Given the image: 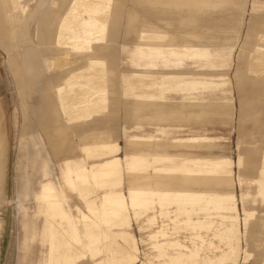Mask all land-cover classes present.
<instances>
[{"label": "rangeland", "instance_id": "1", "mask_svg": "<svg viewBox=\"0 0 264 264\" xmlns=\"http://www.w3.org/2000/svg\"><path fill=\"white\" fill-rule=\"evenodd\" d=\"M19 1L27 6L33 42L41 16L38 0H0V264H42L48 259L42 234L49 230L40 211L45 208L41 191L46 183L55 194L63 192L80 234L82 213L95 221L93 210H111L102 204L104 194L112 192L110 202L123 197L129 225L121 229L102 220L107 223L102 227L110 233H130L137 246V262L132 264L168 262L167 257L154 259L157 253L150 249L147 235L171 241L170 256L193 246L198 247V264L218 256L224 246L211 238L215 229H223L222 217H237L241 256L249 255L245 264H263L264 66L256 73L259 77L250 79L255 51L248 50L239 69L236 60L246 40L252 46L264 34V0H193L202 3V9L193 11L150 0H114L105 43L97 49L114 86L101 104L103 114L71 125L73 137L60 156L47 137L63 122L51 123L50 112L39 105L45 95L35 94L23 77L14 40L18 27L12 34L9 27L10 21L19 23L12 13ZM62 5L67 9L69 0ZM141 29L144 38L155 36V43L163 45L159 53L144 55L148 48L138 39ZM186 33L196 39L184 37ZM179 43L193 50L173 52ZM144 77L151 79L146 88L140 82ZM186 83L195 87L190 90ZM145 91L157 93H140ZM93 129L110 131L113 147L105 155L119 152V160L114 178L81 201L68 163H82L90 170L86 164L114 159L95 163L90 161L95 157L83 154L77 137ZM202 159H229L230 176L226 170L216 178L207 176L203 167L192 163ZM182 164L190 177L173 173ZM46 171L48 179L43 177ZM190 221L203 226L192 229Z\"/></svg>", "mask_w": 264, "mask_h": 264}, {"label": "crops", "instance_id": "2", "mask_svg": "<svg viewBox=\"0 0 264 264\" xmlns=\"http://www.w3.org/2000/svg\"><path fill=\"white\" fill-rule=\"evenodd\" d=\"M31 0H28L29 2ZM64 0H38L36 2V8L37 13H41V16L39 19H37V28L35 32V42H33V38L30 35V20L26 18V16L19 20L18 23V29H17V37L14 38L16 41V47L20 48V57H19V64L23 71V77L27 79L30 86H33V92L35 94H38L39 91L43 92L45 95L44 101H40L39 105H43L44 109L50 112L51 117V123L54 122H63V126H56L53 129L52 134H48V140L50 141L51 147L54 149L55 154L61 155L63 153L64 146L68 143L70 139L73 137L72 133V127L71 125L77 124L80 126L85 121H92L95 117L100 114H103L105 112V107L101 106L103 101L107 100L108 95L110 94V86H114L113 82H108L107 75L110 71H108L107 65H105V60L101 58L98 55L97 49L101 46V43H105V39L107 36V26H108V20L110 17V10L112 7V3L114 0H111V7L108 10L107 18L105 21V29L103 33L101 34L100 38H98L97 41L92 42L90 45V50L88 51H78V52H72L71 57L73 59V64L71 65H63L62 67L58 68V70L55 69V63L58 61H63V53L60 51L59 47L56 46L57 44V34H58V23L59 21L69 12L71 8V2L72 0H69V7L67 9H63V3ZM156 4H163L173 7H178L185 5L188 10L193 11V9H202V3L195 2L193 0H150ZM20 4V1L18 2ZM189 19L191 17L189 16ZM191 21V20H189ZM264 29V26H263ZM144 33V30L141 29V33L139 36V41H141V46L145 45L146 48H148L145 52V56L149 55L152 51L158 52L163 45H157L156 37L153 36V38H144L142 35ZM154 34H158L154 32ZM184 37L188 38H195L193 33H186L183 35ZM261 36H264V34H261ZM260 37L257 41H259ZM245 46L241 47L239 50V54L237 55V66L238 69L240 65L246 61L242 60V58L246 57L248 55V50H254L256 54L259 51L261 42H257V44L251 46L250 41L246 40ZM173 52L179 53V51H185L188 53V51H192V45L188 44H176L172 48ZM150 52V53H149ZM143 54V53H142ZM252 54L251 57L254 55ZM92 62V63H91ZM99 62L101 66L100 68H97L94 63ZM251 65V62H250ZM89 68L93 69L96 73H102L103 77L101 80V84L103 85L102 89L106 93V97L104 99L97 100L96 95L93 96L92 102L85 105L80 109L79 111H74V108H71L70 110L64 111V106H62L61 99L59 98V92L64 89V86L66 84L67 76L71 73L77 74L81 70H88ZM260 69H253L251 66L250 71V79L257 78V72ZM55 77L52 78L51 75ZM264 76V73H261V76ZM63 76V77H58ZM58 79V80H57ZM151 79H145L141 78L140 82L143 84V88H146L150 86L149 82ZM152 80H156V78H153ZM236 82L238 83V87L240 86L241 82L240 79H236ZM191 87L190 90H192L195 87V83H186L184 86ZM166 90V87L163 88ZM60 92V93H61ZM142 94H146L148 96H154L156 93L151 91H145L140 92ZM48 99H50L48 101ZM104 101V102H105ZM190 100L188 101V103ZM79 109V108H77ZM68 135L65 137L63 142L60 141V135L66 134ZM108 134H110V131L108 129H93L89 130L85 133H81L77 139L78 143L82 146L83 154L87 157H95L94 159L90 160L91 162H101L103 159H111L114 158L111 161H104L101 164H86L88 167H90V170L86 167H83L80 163L76 162H69V167L72 168V178L73 182L72 185L76 191L79 192L78 196L81 199V201H84L87 199V197L95 193L96 189L100 184H107L111 181L112 178H114L115 175V168H116V160H119L117 158V155L119 152H116L113 155L106 156L105 150L108 149L111 146V142L109 140ZM92 138V141H85L87 138ZM120 149V148H118ZM104 155V156H103ZM87 161V160H86ZM85 163V161L83 160ZM87 163V162H86ZM193 164L200 165V167L204 168V171L206 172L207 176L216 178L217 175H215L214 171H211L209 166H215V164L219 163L221 164L227 171V175L230 176L231 169H232V163L229 159H220L215 161H208L206 159L202 160H193ZM92 168H97V170H94ZM186 168L184 164L182 166H179L176 168L175 175H187L186 170L182 169ZM50 174L46 171L43 174V177L45 179H48ZM103 176H107L109 179L104 180ZM190 177V175H187ZM227 176V177H228ZM89 177H91L93 180H90ZM89 181H93V184L91 185L92 190H89ZM48 190L49 192H52L55 194L54 188L51 187L50 183H46L42 186L41 191V199L44 200V205L41 206L40 211L42 214L45 215V218L43 219L44 222H46V227L49 231L42 234V238L45 239L48 243V259H46L42 264H68L65 262L64 258L61 260L55 261L53 254L54 249L50 247L49 243L52 240V228L50 227V219H49V208H47V204L49 205L48 201L42 197L43 191ZM112 192H108L103 195L102 198V204L106 207H110V211H105L106 214H103L102 212L96 213L95 210L92 211L93 219L96 221H93L89 219L84 213H82L81 222H82V233L80 234L78 229L75 228V226L72 224L73 218L69 214V206L66 203L65 196L63 192H61L60 195L55 194V201L60 202L61 205L64 204L62 207L66 216V219L70 225V227L73 229L78 241L80 242L82 248H83V256L79 257L77 260L75 258H70V260L74 259L75 262L73 264H85L86 261L90 262V264H95L94 260L102 257L100 261L96 264H132L136 263L137 259L134 255V252H137V246L134 242V239L131 237L130 233L123 231V232H115L110 233L105 227H102L103 225H107V223H103V221H108L109 223L120 227L121 229L123 226H127L130 223L129 213L126 209L124 199L123 197L118 198L116 201L110 202L109 197ZM51 199V198H50ZM91 209H94L93 207ZM250 217V216H249ZM226 219V222L224 224H219V227L224 226L223 229H215L212 232V238L216 241H218V244H222L224 246L223 249L219 250L218 256H215L214 258H206L205 261L202 264H245V262L248 260L249 255L245 254V257L242 258L241 251H242V244H241V237L238 234V240H239V246H240V252L238 254V258L235 261L233 256L226 257V250L227 246L224 241L220 242L219 236L223 237L224 232L226 231L225 227H229L231 225H234V222L237 220V217H222V220ZM103 220V221H102ZM187 222H184L182 224H186ZM192 229L195 227H201L203 226L201 221H190L188 222ZM210 225L208 224L207 227ZM163 228V227H162ZM95 229H98L100 231H105L107 234L113 237V235L121 236V239L119 240L118 244L119 246L126 249L124 257H121L120 259L114 260L111 254L108 253H100L98 255L94 254L93 248L90 246L89 243V236L93 234V231ZM234 229V228H233ZM54 236V235H53ZM199 237V236H198ZM147 239L150 244V249H152L154 252L157 253L156 257H154L155 260L161 261L164 259V257H167L168 262H164L162 264H172L173 262L175 264H198L196 263L197 253H198V247H185L184 253L177 252L176 256H170L165 252L164 254L161 253L158 249H161L164 245V243H167L169 241H158L154 239L152 235H147ZM100 240V239H99ZM210 243V242H208ZM102 247H100L101 250ZM74 255V254H73ZM75 257V256H73ZM264 264V261L262 262ZM142 264V263H141Z\"/></svg>", "mask_w": 264, "mask_h": 264}, {"label": "bare ground", "instance_id": "3", "mask_svg": "<svg viewBox=\"0 0 264 264\" xmlns=\"http://www.w3.org/2000/svg\"><path fill=\"white\" fill-rule=\"evenodd\" d=\"M71 5L69 12L58 23L56 46L63 53V61L55 63L56 70L63 65L73 64L72 52L88 51L90 50V44L100 38L105 29L104 23L108 16L107 12L111 7V0H72ZM26 11L27 6H20L19 3H16L12 8V13L14 17L18 16V20H22L26 16ZM17 26L16 23L9 22L11 34L16 31ZM259 41L261 42L259 51L250 59L253 69H261L264 66V36H261ZM93 63L97 68L101 67L99 62ZM102 77V73L98 74L91 68L86 71L81 70L77 74L70 72L67 76L64 89L62 92L60 91L61 93L59 92V98L61 99L62 106H64V111L71 108H74V111H79L83 106L92 102L94 95H96L95 97L99 101L100 99H104L106 93L102 89ZM67 135L68 133L60 135L61 143ZM209 168L217 176L223 173L225 169L219 163L215 164V166H209ZM182 169L186 170V168ZM176 172L175 170L173 171L174 174ZM103 178L107 181L109 179L107 176H103ZM89 179L93 180L91 177ZM92 184L93 181H89L90 191L92 190ZM42 197L49 203V205L47 204V208H49L50 227L53 230L51 235L52 240L49 245L51 244L50 247L55 250L53 254L54 260L57 261L64 258L66 263L73 264L75 261L74 259L70 260V258L77 260L83 256V248L66 219L62 208L63 205L55 201V194L46 190L43 191ZM225 229L223 237L220 235L219 240L220 242L224 241L227 246L226 257L233 256L236 261L240 252L237 229L235 225L225 227ZM120 239L121 236L113 235L112 237L105 231L102 232L95 229L93 234L89 236V243L95 255L104 252L111 254L113 259L116 260L124 257L126 252V249L118 244ZM162 246L158 250L164 254L174 245L169 241ZM100 247H102L101 250Z\"/></svg>", "mask_w": 264, "mask_h": 264}]
</instances>
